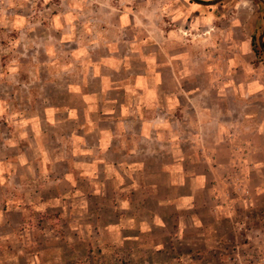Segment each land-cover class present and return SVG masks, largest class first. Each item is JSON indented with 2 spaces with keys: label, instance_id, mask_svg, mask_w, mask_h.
I'll return each instance as SVG.
<instances>
[{
  "label": "crops",
  "instance_id": "0c3cea01",
  "mask_svg": "<svg viewBox=\"0 0 264 264\" xmlns=\"http://www.w3.org/2000/svg\"><path fill=\"white\" fill-rule=\"evenodd\" d=\"M62 4L69 11L54 15L59 22L54 29L72 37L69 54L85 70L81 79L45 80L62 86L65 94L63 101H48L43 108L41 129L33 125L36 131H49L52 140L47 147L34 135L36 156H27L25 162L23 154L18 156L20 163L34 166L41 180V206L49 209L56 202L64 211L69 198L112 195L123 197L113 202L116 210H129L128 197L147 187L148 177L140 173L147 164L161 165L171 194L192 180L210 185L206 192L212 196L220 165L259 172L264 168V61L257 58L251 36L242 51L229 58L221 79V62L212 67L207 44L214 17L207 9L211 6L192 0H61ZM73 19L75 26L69 23ZM259 47L262 50L260 40ZM212 71L220 78L212 79ZM210 132L218 135L216 148H230L233 154L205 157L204 164L219 165L213 167L214 173L180 170L185 163L180 149L187 147L188 163H193L196 152L210 146L206 140ZM238 174L247 178L251 171ZM110 181L111 191L106 189ZM12 202L0 203V264L4 260L41 264L44 253L63 259L61 247L51 250L50 238L31 252L28 240L26 247V240L3 231L20 226L23 239L36 227L33 214L41 212L31 208L32 202ZM56 240L66 242L60 236Z\"/></svg>",
  "mask_w": 264,
  "mask_h": 264
},
{
  "label": "rangeland",
  "instance_id": "374dc122",
  "mask_svg": "<svg viewBox=\"0 0 264 264\" xmlns=\"http://www.w3.org/2000/svg\"><path fill=\"white\" fill-rule=\"evenodd\" d=\"M60 1L0 0V203L13 200L15 205H23L24 200L32 202V209H41L35 212L37 216L33 214V233H24L25 238H20V226L3 231L26 240V247L28 240L31 252L48 238L51 250L63 249V259L44 253L41 264H264V168L259 172L229 163L220 167L204 164L209 154L226 158L233 154L230 148L214 146L218 141L214 132L206 134L208 152L198 150L193 163H188L187 147L180 149L185 158L180 170L202 173L211 169L214 173L213 167H217L218 178H213L211 186L213 196L206 192L210 185L203 181L196 185L192 180L171 194L161 165L147 164L140 172L148 177L144 180L147 187L138 195L131 192L129 210H116L113 202H121L123 197L112 195L72 197L64 211L56 202L49 209L41 206V180L34 166L20 163L18 156L23 154L24 162L27 156H36L34 135L47 147L52 140L49 131H36L33 125L41 129L43 108L48 101H63L65 94L62 86L45 80L81 79L80 72L85 70L69 54L72 37L54 29L59 23L54 15L69 11L66 4L60 6ZM207 9L214 11L207 44L212 67L218 66L216 61L221 62V79L229 58L242 51L250 36L257 58L264 61L259 47V36L264 32V5L259 0H224ZM69 23L75 26L77 20ZM64 61L69 66L65 67ZM219 75L212 71V79ZM232 135L234 139L236 134ZM179 136L187 138L184 132ZM240 170L251 171V175L241 178ZM154 175L159 179H152ZM113 186L110 181L106 189L111 191ZM217 205L221 207L216 209ZM28 234L31 235L26 239ZM59 236L66 240L64 244L56 240ZM3 262L18 264L15 260Z\"/></svg>",
  "mask_w": 264,
  "mask_h": 264
},
{
  "label": "water",
  "instance_id": "95a60500",
  "mask_svg": "<svg viewBox=\"0 0 264 264\" xmlns=\"http://www.w3.org/2000/svg\"><path fill=\"white\" fill-rule=\"evenodd\" d=\"M193 2L200 4V5H205V6H215L218 5L219 3L223 2L224 0H215V1H201V0H192ZM263 5H264V0H259ZM260 46L264 52V32L260 35Z\"/></svg>",
  "mask_w": 264,
  "mask_h": 264
}]
</instances>
